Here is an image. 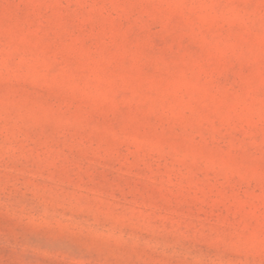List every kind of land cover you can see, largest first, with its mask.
Wrapping results in <instances>:
<instances>
[{"label":"rangeland","instance_id":"obj_1","mask_svg":"<svg viewBox=\"0 0 264 264\" xmlns=\"http://www.w3.org/2000/svg\"><path fill=\"white\" fill-rule=\"evenodd\" d=\"M0 264H264V0H0Z\"/></svg>","mask_w":264,"mask_h":264}]
</instances>
